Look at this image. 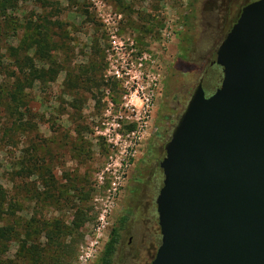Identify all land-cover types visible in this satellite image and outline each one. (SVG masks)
<instances>
[{
    "label": "rangeland",
    "instance_id": "374dc122",
    "mask_svg": "<svg viewBox=\"0 0 264 264\" xmlns=\"http://www.w3.org/2000/svg\"><path fill=\"white\" fill-rule=\"evenodd\" d=\"M253 1L0 0V91L15 84L22 112L13 118L9 99L0 103V226L16 222L22 233L31 218L59 223L69 234L63 250L44 233L34 246L44 261L71 249L67 264H98L116 229L112 264H150L161 241L164 146L199 81L206 97L219 87L216 50ZM39 25L52 80H27L12 62L48 69L21 50ZM19 247L17 237L6 243L0 264H39V256L22 263Z\"/></svg>",
    "mask_w": 264,
    "mask_h": 264
},
{
    "label": "water",
    "instance_id": "95a60500",
    "mask_svg": "<svg viewBox=\"0 0 264 264\" xmlns=\"http://www.w3.org/2000/svg\"><path fill=\"white\" fill-rule=\"evenodd\" d=\"M164 146L150 264H264V0L245 6Z\"/></svg>",
    "mask_w": 264,
    "mask_h": 264
},
{
    "label": "trees",
    "instance_id": "16d2710c",
    "mask_svg": "<svg viewBox=\"0 0 264 264\" xmlns=\"http://www.w3.org/2000/svg\"><path fill=\"white\" fill-rule=\"evenodd\" d=\"M36 30L34 31L33 28L29 29L32 30V33L27 36V40L23 42L21 45L22 52L28 53V51H33V55L36 56L40 62H46L49 64L48 61H50L51 56L48 52L49 47V38L47 36V27L45 26H36ZM31 32V31H30ZM20 47V48H21ZM20 52V51H17ZM16 54V53H15ZM16 65V69L21 71V74L25 77V79L28 80V77H36L37 80L44 79V77H50V80H52L56 75L57 72L54 68L49 67L47 70L40 69L35 70L33 69V65L29 64L28 58H21L20 56H16L14 60L12 61ZM35 80V78H34ZM15 84H12L11 89L7 90L4 94L0 91L1 97H0V103H2L3 99L8 100L12 104V106L8 107L7 110L9 112V115L11 117H20L21 113L20 108L18 106L19 102H21L20 97L16 96L15 92ZM2 98V100H1ZM20 119H15V121ZM6 196L4 195L2 189L0 188V223L5 218V211L4 208L6 207L5 203ZM16 223V222H15ZM14 224L10 226H0V249L6 246V243H10L11 241H14V239L17 237L19 247V260L24 262L29 261H37V259H34L35 257L38 258L39 256V264H67V255H71V249L66 252L65 258L61 260V262L58 260V258L50 259L48 261H44L41 256L36 254L38 252V245L34 246V240L37 234L44 233L47 243L52 249H58L63 250V239L68 238L69 234L64 233V228L59 223H54L52 225L41 221H37L34 218L29 219L26 224L22 225L20 230L22 233H20L16 228L14 227ZM78 226V225H77ZM64 236V237H63ZM62 238V239H61ZM118 243V230L113 229L110 238L107 242V244L104 247V250L101 254V257L98 260V264H112V259L115 254L116 245ZM70 248H73L71 246ZM36 254V255H35Z\"/></svg>",
    "mask_w": 264,
    "mask_h": 264
},
{
    "label": "built area",
    "instance_id": "2783aa9c",
    "mask_svg": "<svg viewBox=\"0 0 264 264\" xmlns=\"http://www.w3.org/2000/svg\"><path fill=\"white\" fill-rule=\"evenodd\" d=\"M143 105H142V110L144 113H147L148 109L150 108V105H149V100H145V101H142ZM116 183L113 184V191L115 192L116 191ZM97 242H95L96 244ZM91 246L93 247L94 244H91Z\"/></svg>",
    "mask_w": 264,
    "mask_h": 264
},
{
    "label": "flooded vegetation",
    "instance_id": "af4514ba",
    "mask_svg": "<svg viewBox=\"0 0 264 264\" xmlns=\"http://www.w3.org/2000/svg\"><path fill=\"white\" fill-rule=\"evenodd\" d=\"M256 1H257V0H256ZM253 2H255V1H253ZM253 2H250V3H253ZM250 3L244 4V5L242 6L241 10H242L245 6H247L248 4H250Z\"/></svg>",
    "mask_w": 264,
    "mask_h": 264
}]
</instances>
